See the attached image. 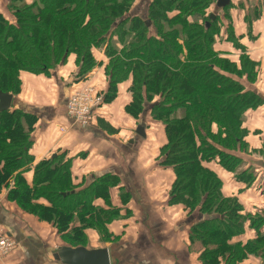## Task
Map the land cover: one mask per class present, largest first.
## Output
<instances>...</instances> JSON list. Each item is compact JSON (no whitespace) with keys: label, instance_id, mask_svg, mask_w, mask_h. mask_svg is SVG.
Returning <instances> with one entry per match:
<instances>
[{"label":"trees","instance_id":"1","mask_svg":"<svg viewBox=\"0 0 264 264\" xmlns=\"http://www.w3.org/2000/svg\"><path fill=\"white\" fill-rule=\"evenodd\" d=\"M135 3L8 0L14 21L0 13V90L16 95L21 71L48 74L70 56L75 57L78 79H87L101 65L94 50L102 49L107 88L96 89L103 96L101 106L115 99L119 85L129 80L125 111L138 120L146 110L164 125L167 142L160 163L175 173L168 203L181 204L189 218H197L188 235L191 245L199 246V261L241 264L255 257L264 264V210L247 213L236 196L224 195L220 176L208 166L214 161L246 185L255 179L254 169L245 168L232 151L247 153L245 113L264 100L242 82H256L257 63L231 24L221 20L229 18V5L217 8L221 16L207 11L216 0H148L144 14L133 13ZM224 26L226 38L240 51L238 62L215 50ZM37 118L14 105L0 112V191L6 189L7 198L22 211L52 226L67 245L87 246L89 231L97 232L103 243L117 239L108 230L122 215L110 202L117 177L106 173L84 186L74 184L70 160L63 154L31 166ZM98 198L108 207L95 204ZM246 226L253 237L243 242Z\"/></svg>","mask_w":264,"mask_h":264},{"label":"crops","instance_id":"2","mask_svg":"<svg viewBox=\"0 0 264 264\" xmlns=\"http://www.w3.org/2000/svg\"><path fill=\"white\" fill-rule=\"evenodd\" d=\"M147 1L136 0L133 13L144 14ZM25 2L31 4L33 0ZM7 4L8 0H0V13L13 22ZM253 11L259 13L258 17L251 14ZM228 13L230 19L222 17L223 24H231L238 42L257 63L256 82L250 84L246 79L242 82L257 90L264 100V0H230ZM225 26L216 35L215 50L238 62L240 51L226 38ZM94 55L101 65L87 79L75 76L78 67L74 56L48 74L21 71V89L13 95L14 106L38 117L31 132L30 154L34 158L31 166L63 154V159L70 160L74 184L84 186L106 173L117 177V185L110 188V202L121 209L122 215L108 224V230L117 239L103 243L97 232H88L89 238L94 237L95 248H108L111 264H202L195 251L199 246L196 249L194 243L191 245L188 235L193 217L189 218L181 204L168 203L175 173L160 163V151L167 142L163 123L153 120L146 110L137 120L124 109L131 98L127 92L130 81L119 85L115 99L94 110L90 125L77 124L68 114V99L81 84L88 82L101 91L107 88L103 71L107 59L102 49H95ZM138 127L143 128L144 138L138 137ZM243 127L247 130V153L232 151V154L240 155L245 168L254 169V181L246 185L214 161L208 166L220 176L224 195L236 196L248 213L264 210V103L246 111ZM216 129L214 125L213 130ZM32 173L30 170L25 174L28 180ZM95 204L108 207L101 198ZM0 226L15 242L0 258V264L58 263L52 256L55 245L50 243L55 237L54 230L10 201L6 189L0 191ZM245 229L240 238L243 242L253 237L247 226ZM241 264H261V261L249 257Z\"/></svg>","mask_w":264,"mask_h":264},{"label":"built area","instance_id":"3","mask_svg":"<svg viewBox=\"0 0 264 264\" xmlns=\"http://www.w3.org/2000/svg\"><path fill=\"white\" fill-rule=\"evenodd\" d=\"M102 102V94L97 93L92 84L85 82L81 88L71 93L67 103V111L75 123L90 125L94 110L100 107ZM14 245V240L0 226V258L9 252Z\"/></svg>","mask_w":264,"mask_h":264},{"label":"water","instance_id":"4","mask_svg":"<svg viewBox=\"0 0 264 264\" xmlns=\"http://www.w3.org/2000/svg\"><path fill=\"white\" fill-rule=\"evenodd\" d=\"M230 0H216V8H224L229 5ZM214 18V15L211 14ZM14 105L13 94L0 90V112L8 110ZM55 155L53 154L52 157ZM52 256L60 264H111L107 247L88 248L86 246L56 247Z\"/></svg>","mask_w":264,"mask_h":264},{"label":"rangeland","instance_id":"5","mask_svg":"<svg viewBox=\"0 0 264 264\" xmlns=\"http://www.w3.org/2000/svg\"><path fill=\"white\" fill-rule=\"evenodd\" d=\"M139 2H143L144 0H138ZM216 6H215V4L213 3V4H211V7L210 8H208V12H218V14H220L221 16L223 15V12L222 11H220V9H217V8H215ZM215 28V27H214ZM76 76V75H75ZM81 87H82V84H81ZM80 87V88H81ZM77 89H79V88H77ZM76 90V89H75ZM15 103V102H14ZM136 133H137V135H138V137L140 138H144V131H143V128L142 127H138L137 129H136ZM138 140V139H137ZM195 219H197V218H193L192 220H191V222L192 221H194ZM50 226V225H49ZM52 229H53V227L52 226H50ZM54 230V229H53ZM54 232H55V230H54ZM89 237V236H88ZM93 238L94 237H91V238H89V244H87V246L86 247H88V248H95V242H92L93 241ZM146 238L147 237H144V240H146ZM50 243H51V245L53 246V245H55V248L56 247H59V246H62V245H67L66 244V241H64L62 238H60V236H58L57 235V233H55V237L54 238H52L51 239V241H50ZM98 245H100V243H98ZM103 245V244H102ZM67 246H70V245H67ZM72 247H74V246H72ZM97 247V246H96ZM146 247V246H145ZM194 247L197 249L198 248V245H197V243H195L194 244ZM110 259H111V257H110ZM57 264H60V263H57Z\"/></svg>","mask_w":264,"mask_h":264}]
</instances>
